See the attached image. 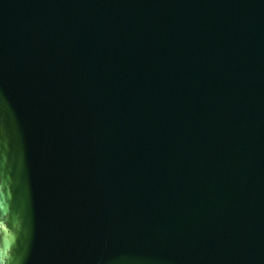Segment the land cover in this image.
Segmentation results:
<instances>
[{
    "label": "water",
    "instance_id": "1",
    "mask_svg": "<svg viewBox=\"0 0 264 264\" xmlns=\"http://www.w3.org/2000/svg\"><path fill=\"white\" fill-rule=\"evenodd\" d=\"M0 264H264V0H0Z\"/></svg>",
    "mask_w": 264,
    "mask_h": 264
}]
</instances>
